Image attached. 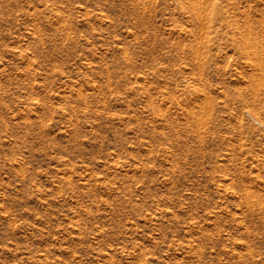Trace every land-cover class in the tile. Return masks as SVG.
Returning <instances> with one entry per match:
<instances>
[{"label": "rangeland", "instance_id": "1", "mask_svg": "<svg viewBox=\"0 0 264 264\" xmlns=\"http://www.w3.org/2000/svg\"><path fill=\"white\" fill-rule=\"evenodd\" d=\"M0 264H264V0H0Z\"/></svg>", "mask_w": 264, "mask_h": 264}]
</instances>
